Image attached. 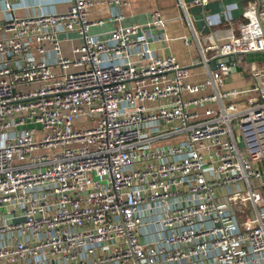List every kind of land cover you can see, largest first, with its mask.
<instances>
[{
  "label": "built area",
  "instance_id": "1",
  "mask_svg": "<svg viewBox=\"0 0 264 264\" xmlns=\"http://www.w3.org/2000/svg\"><path fill=\"white\" fill-rule=\"evenodd\" d=\"M98 4L0 0V264H264L252 186L264 175L252 165L264 159L259 72L250 89L220 91L229 68L219 63L192 84L140 25L91 35L104 24L88 19ZM262 8L200 49L201 63L264 53ZM69 33L81 39L70 57Z\"/></svg>",
  "mask_w": 264,
  "mask_h": 264
},
{
  "label": "crops",
  "instance_id": "2",
  "mask_svg": "<svg viewBox=\"0 0 264 264\" xmlns=\"http://www.w3.org/2000/svg\"><path fill=\"white\" fill-rule=\"evenodd\" d=\"M14 3L20 0H12ZM98 5L88 11L91 22L104 21L102 26L92 27L90 34L103 37L121 26L140 25L152 44L158 57L172 55L183 67L188 68L190 78L188 82L197 84L203 82L209 72L216 69L220 63L209 61L206 65L201 63L200 49L211 43L222 46L230 36L237 35L238 26L245 22L243 12L248 6L254 5L259 12L263 11L264 0H205L204 5L194 4V0H180L188 6L192 30L188 28L184 13L178 6L179 0H128L121 6L109 5V0H97ZM259 3V6L257 5ZM57 12H64L68 4L53 6ZM158 12L160 24H153L152 14ZM16 16L23 17L29 10L18 9ZM121 15L122 23L112 22V16ZM264 33V21L262 24ZM60 36L62 51L65 56H71L70 49L79 46L81 39L75 33ZM188 38L189 44H184ZM207 57H210L209 55ZM223 64V63H222ZM225 65L229 68L220 91L246 90L254 84L249 70L259 72L258 84H264V53L239 54L232 57ZM253 83V84H252ZM211 92V89L208 90ZM248 95L245 94L236 102L237 107H243ZM253 168L264 170V159L252 163ZM263 174L261 175V177ZM253 188L258 189V180L252 181Z\"/></svg>",
  "mask_w": 264,
  "mask_h": 264
},
{
  "label": "water",
  "instance_id": "3",
  "mask_svg": "<svg viewBox=\"0 0 264 264\" xmlns=\"http://www.w3.org/2000/svg\"><path fill=\"white\" fill-rule=\"evenodd\" d=\"M257 5L259 6V3ZM262 32H263V30H262ZM263 36H264V33H263ZM237 55H239V54L219 57V58L214 59L213 61L219 60L220 63L225 64V63H228V61L231 60L232 57H235ZM258 189L260 191V194L262 196L263 203H264V175L262 177H260V179L258 180ZM263 222H264V220H263Z\"/></svg>",
  "mask_w": 264,
  "mask_h": 264
},
{
  "label": "rangeland",
  "instance_id": "4",
  "mask_svg": "<svg viewBox=\"0 0 264 264\" xmlns=\"http://www.w3.org/2000/svg\"><path fill=\"white\" fill-rule=\"evenodd\" d=\"M75 124L77 125L76 128H79V127H82L83 125H86V126H90L92 125L91 122L89 120H87V122L83 119H79L75 122Z\"/></svg>",
  "mask_w": 264,
  "mask_h": 264
}]
</instances>
